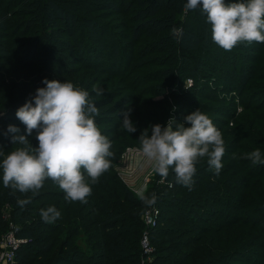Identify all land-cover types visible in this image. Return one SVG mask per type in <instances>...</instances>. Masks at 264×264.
Masks as SVG:
<instances>
[{
	"label": "rangeland",
	"instance_id": "obj_1",
	"mask_svg": "<svg viewBox=\"0 0 264 264\" xmlns=\"http://www.w3.org/2000/svg\"><path fill=\"white\" fill-rule=\"evenodd\" d=\"M114 1L120 7L118 13L111 14L109 18L99 17L97 12H93L92 16L97 21L105 22L112 27L117 34L119 43L125 44L130 38V33H132L133 15L137 4L135 0ZM129 1H132L133 4L127 5ZM21 5L20 0H10L9 2L0 0V11L8 12L7 26L0 31V39L7 41L10 45L8 56L0 59V126L15 123V126L20 129V134H25V125L16 118L15 113L26 102L30 94L34 95L38 87L44 86L42 80L47 78L49 80L58 79L61 82L71 81L74 85L89 91L90 97L100 110V115L95 120L101 133L112 142L110 151L114 153V158H111V168L116 177L133 192L135 197L139 198L136 193L141 190H144L147 196L154 194L156 197L155 203L146 207L149 209V214L156 215L155 223L144 221L145 210L141 214L145 223L144 229L140 235L139 243L136 242L131 246V251L136 253V257L139 255V246L137 245L140 244V255L144 264H154L153 259L161 252L165 253L162 261L169 259L165 264H183L184 258L187 259L184 264H194V256L189 257L187 254L183 258V254L187 251L193 253L201 250L202 243L208 237L215 235L213 239L216 240L222 234L220 242L226 244L225 248L227 245L232 246L235 251L229 254L227 248L225 252L222 250L223 259L216 260L212 264H264V199L259 202V207L253 209L249 207L246 200L240 199L242 194L248 190L246 185L254 186V182L260 178L259 174L264 172V164H253L250 159L244 158L245 154L255 149H260L262 157H264V133L258 129L255 131L254 127L252 130H247L246 134L243 135L229 130L234 126L235 118L246 114L243 109L245 104L257 105L262 104V102L264 104V43L240 44L233 50L227 51L230 57L236 59L237 69L240 66L245 71H253L254 69V79H250L252 84L249 88H246V85L241 93H235L231 87L219 83H214V89L211 88V85L201 88L200 81L190 75L189 71L185 72L180 83L173 86L176 93L194 100L193 106H190L192 108L190 113L199 109L207 114L214 125L221 130L225 142V154L222 160L227 157L222 162L223 165L235 154L232 162L239 163L240 167V170H235L234 174H231L232 179H236H231L234 183L232 186L223 184L218 190L211 193V198H214L216 204L214 215L210 216L207 212L208 205L203 203L205 198L202 197L196 206V213L200 218L195 219L191 216L195 211L191 208V204L187 203L180 209L171 206L168 198L161 195V193H169L170 196H182L183 188L181 190L174 189L171 183L167 184L166 179L152 172L151 166L144 162L138 153L126 158L122 157V152L127 147L139 149L138 139L144 129H149L150 135V125L157 123L165 125L170 115H174L177 120L182 117L178 99L174 98L170 92L166 94V98L154 93L153 86L159 81L158 75L161 66L154 60L156 53L147 48V38L142 36L135 42L132 53H128L130 54L129 63L124 67L122 74H115L107 64H104V68L99 70L96 67L86 66L82 61H77L64 73L50 75L42 71L37 62L26 66L19 59L23 54L22 42L31 37L38 29L36 26L25 29L24 24H22V14L19 13ZM180 18L187 23L189 29H192L196 23L200 25L203 33L212 34L211 25L206 22V18L200 17L195 11L185 12ZM121 50L123 54H126L125 48ZM200 67L206 68L202 64ZM130 69L132 70L130 71ZM209 79L210 77H207L206 81ZM94 85L103 89L102 95L96 96L95 92L92 91ZM125 97H128V100L122 103ZM105 100L106 103H104ZM174 107L176 111L173 113ZM104 109L109 112H104ZM129 110H131L130 119L137 129L134 133H127L122 128L123 114ZM250 116L251 118H264V109L251 110ZM217 118L223 121L229 118L230 122L225 127L223 121L217 123ZM11 135L7 132L0 134V150L5 153L19 146L11 143ZM28 139L33 147L38 146L35 131ZM203 160L205 164L206 159ZM222 170L229 171V168L223 166ZM208 173L212 176L214 171L209 170ZM263 184L264 182H260L255 187V193L260 192L259 187L261 191L263 190ZM27 197L33 202L30 204L32 208L27 210V214L30 218L41 219L43 223L46 222L42 220L40 211L48 206H55V198L60 197V203L70 204V209L73 212L61 220V226L57 230V235L60 237L58 245L67 238L65 234L68 233L69 235L76 232L69 241V245H76V253L79 254L78 251H81L85 254L94 255L96 253L98 255V252L101 251L99 247L101 239L94 234L96 226L88 222L95 218L97 212L81 219L79 212L74 211V205H72L74 202H67L64 198L65 193L51 180H47L39 192L22 194L19 199H26ZM0 209L6 217H10L11 209L8 203L2 204ZM59 211L62 215V210ZM174 211H183L181 222H167L169 228L163 230L167 236L154 237L155 244H152L149 234L151 229L157 224V221H160V226L165 225ZM59 220L60 218L50 225H55ZM46 226L43 229H38V233L48 235L51 227L47 228L48 231H46ZM144 234L147 237V251L142 245ZM241 240L244 241L243 246L239 245ZM206 247L209 248L210 245L207 244ZM55 252L57 254L66 253L68 250L66 247H58Z\"/></svg>",
	"mask_w": 264,
	"mask_h": 264
},
{
	"label": "trees",
	"instance_id": "obj_2",
	"mask_svg": "<svg viewBox=\"0 0 264 264\" xmlns=\"http://www.w3.org/2000/svg\"><path fill=\"white\" fill-rule=\"evenodd\" d=\"M1 1L9 2L10 0ZM20 1L22 5L19 13L22 14V24L25 29L31 26L38 28L31 37L21 44L23 54L19 59L24 65L30 66L37 62L45 73L59 75L77 61H82L86 66L96 67L99 70H102L104 64H107L115 74H122L124 67L129 63L130 54L128 53H132L135 42L145 36L148 40L147 48L156 53L154 60L161 66L158 75L159 81L153 86L154 93L166 98V94L170 92L174 98L178 99L182 116L181 119H178L180 122L183 121L184 116L190 113L192 110L190 106L194 104L193 99L176 93L173 88L175 84L183 80L186 71H189L190 75L200 81L201 88L211 85V88L214 89V83H219L231 87L235 93H241L246 85V88H249L252 84L250 79H254V69L245 71L242 66L237 69L236 59L230 57L227 51L213 42L212 34L203 33L199 24L195 23L193 28L189 29L187 23L180 18L185 13L183 5L186 0H135L137 7L133 15L132 33L125 44L119 43L117 34L112 27L105 22L97 21L92 16L93 12H97V16L109 18L111 14L118 13L120 7L114 0ZM130 4L133 2H127V5ZM195 12L200 17L206 18L201 14L199 8ZM7 14L8 12L5 10L0 11V31L7 26ZM122 48L127 50L126 54L121 52ZM9 51V43L0 39V59L8 56ZM260 61L263 64V60ZM201 64L206 67V70L200 67ZM207 77H210L208 81H206ZM127 100L128 97H125L122 103ZM106 102L105 100L104 103ZM257 108L264 109L263 102L257 105L245 104L243 109L246 114L235 118L234 126L229 130L243 135L254 127L255 131L258 129L264 133V118H251L250 116V111ZM103 111L109 112L106 109ZM248 119L250 120L248 121ZM216 121L218 123L223 120L217 118ZM229 122V118L225 119L223 126H228ZM11 125H15V123ZM8 126H0V134L7 132ZM226 159L227 157L223 158L222 162ZM233 160L234 157H231L223 165L227 166L229 171L221 170L219 175L213 173L212 176L208 173L210 169L207 162L205 161L204 164V160H201L196 165L197 171L193 177L194 182L191 190L176 183L174 174L170 173L166 178L167 184L171 183L174 189L181 190L183 188L182 196H170L169 193H161V195L168 198L171 206L180 209L187 203L191 204V208L195 210L194 213L191 211V216L195 219L200 218L196 213V206L198 200L203 197L205 198L203 203L208 205L207 212L212 216L216 212L214 211L216 204L214 198H211V193L218 190L223 184L232 186L234 184L232 180L236 179H232L231 174H234L235 170H240L239 163L232 162ZM2 176L3 172L1 171L0 207L2 204L8 203L11 211L8 218L0 209V237L4 232L12 229L15 235L22 239L15 251L14 264H144L140 255V244L137 245L139 246L138 257L135 252L131 251V246L136 242L139 243L145 224L141 214L147 205L120 182L112 168L99 178V183L91 185L92 194L87 198L86 204L78 201L72 204L74 211L79 212L81 219L97 212L95 218L88 222L96 226L94 234L101 239L99 245L101 253L98 252V255L96 253L94 255L85 254L81 251H78L79 254L76 253V245H69V241L76 232L65 234L67 238L58 245L60 237L57 235V230L61 226V220L73 212L70 209V204L60 203V197L55 198V206L63 212L55 225L43 223L41 219L30 218L27 210L32 208L30 206L33 203L32 199H29L30 203L21 209L17 201L22 193L5 188ZM259 176L260 178L257 177L254 186L246 185L248 190L240 197L241 200L248 202L251 209L259 207V202L264 199V193H261L264 192V184L262 191L260 187L259 193L254 191L260 182H264V172ZM182 215L183 211H174L162 226L159 224L160 221H157L149 233L151 243H154V237L167 236V233L163 232L164 228H169L167 222L180 223ZM45 225H47L46 231L51 227L48 235L38 233V229H43ZM213 236L215 235L208 237L202 243L201 250L193 253L187 251L183 254V258L188 254L189 257H195L194 264H212L216 260L223 259V252L228 250L230 254L235 251L230 245L226 246V250V244L220 242L222 234L216 240L213 239ZM207 244L210 245L209 248L206 247ZM243 244L244 241L241 240L239 245L243 246ZM58 247H66L68 252L57 254L55 249ZM163 254L165 253L161 252L156 255L153 259L154 264L168 262L169 259L162 261ZM186 260V258L182 260L183 264L187 262Z\"/></svg>",
	"mask_w": 264,
	"mask_h": 264
},
{
	"label": "clouds",
	"instance_id": "obj_3",
	"mask_svg": "<svg viewBox=\"0 0 264 264\" xmlns=\"http://www.w3.org/2000/svg\"><path fill=\"white\" fill-rule=\"evenodd\" d=\"M197 8L211 25L213 42L223 50L231 51L240 44L264 43V0H186L183 5L186 13ZM42 84L15 113L25 125V134H20L15 125L7 128V133L12 134L11 143L19 146L8 153L0 150L3 186L22 194H35L51 180L65 193L67 202L86 204L92 194L91 185L99 183V178L112 166V142L96 123L100 110L89 91L58 79L44 78ZM92 91L96 96L103 94V89L95 85ZM130 111L123 114L122 128L134 133L137 129ZM149 127L151 134L149 129L141 132L137 151L153 173L164 179L172 173L175 182L189 190L201 160L206 159L209 169L219 175L225 142L221 130L207 114L197 109L184 116L182 122L170 115L165 125ZM34 131L36 147L28 139ZM244 158L253 164H264L260 149ZM136 195L146 205L156 201L154 194L147 196L144 190ZM17 203L23 209L30 200L19 199ZM40 215L44 222L54 223L61 212L51 205L41 209Z\"/></svg>",
	"mask_w": 264,
	"mask_h": 264
},
{
	"label": "built area",
	"instance_id": "obj_4",
	"mask_svg": "<svg viewBox=\"0 0 264 264\" xmlns=\"http://www.w3.org/2000/svg\"><path fill=\"white\" fill-rule=\"evenodd\" d=\"M138 148L135 147H127L122 152V157L126 158L127 156H131L132 154L138 153ZM145 215L143 217L144 221L146 220L148 223H155V216L149 214V209H145ZM157 213V211H155ZM146 235L142 239V245L145 248L144 250L147 251V242H146ZM22 239L15 235V232L10 229L7 232H4L0 237V264H14V256L15 251L21 242Z\"/></svg>",
	"mask_w": 264,
	"mask_h": 264
}]
</instances>
